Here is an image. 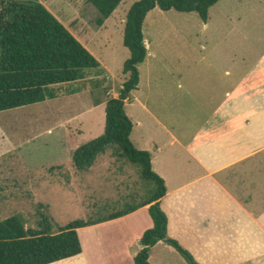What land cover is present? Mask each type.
I'll return each instance as SVG.
<instances>
[{
	"label": "crops",
	"instance_id": "obj_1",
	"mask_svg": "<svg viewBox=\"0 0 264 264\" xmlns=\"http://www.w3.org/2000/svg\"><path fill=\"white\" fill-rule=\"evenodd\" d=\"M37 1L97 60L106 83L111 84L109 62L104 63L91 50L94 38L86 31L90 22L83 28L85 23L79 19L78 27L72 30L65 23L67 18L54 12L52 0ZM263 1L246 0L244 5L262 7ZM231 5V0H218L209 8L203 27L207 28L214 6V18L219 16L223 23H237L235 11L229 10ZM115 12L102 25L95 22L100 32L108 28ZM120 19L116 28L121 30L123 45L125 19ZM74 24V21L69 22L70 26ZM231 32L216 34L211 63L164 66L165 79L153 75L155 70L159 71L158 67L144 66L148 56L156 59V55L143 35L146 58L138 66V84L124 103V112L132 123L130 141L135 149L150 154L151 170L165 187L159 205L167 218V236L187 251L196 264H264V49L257 51L250 44L248 49L237 50L235 44L227 42L231 36H236L234 41L250 38L257 46L264 40V33ZM108 41L105 39L104 47L109 45ZM222 44L225 45L223 50ZM128 54L130 56L129 51ZM248 56L250 62H246ZM200 60L206 58L202 56ZM142 68L144 75H141ZM126 78L123 74L121 85ZM62 85L53 87L54 99L68 92L61 89ZM111 90L108 88L103 98L105 105L107 100L118 96L112 95ZM91 109L83 107L78 114L63 118L57 127L43 129L21 144L14 145L7 137L0 136V158L11 151L20 152L42 136H53L55 132L64 136L57 140L58 153L53 159L31 166L20 158L24 155H18L16 161L3 162L0 167L7 165V177H0V181L11 183L6 188L7 200L13 199V193L20 194V198L28 195V199L48 208L47 203L37 200L34 194L41 190L39 184L50 185L52 178L57 198L65 201V207L74 215L81 217L61 225H47L43 216L41 229L24 227L26 230L53 235L74 221L93 223L76 229L80 254L51 264H135L134 258L142 249L141 236L153 227L149 205H144L148 198L137 204L128 202L132 194L138 199L144 180L141 168L127 165L125 160L118 161L116 157H96L82 170L72 162V154L79 147L75 136L84 130L81 115ZM116 166L119 167L116 169ZM18 167L23 176L13 177L9 183L11 169ZM30 174H37L38 180H29ZM81 183L84 193L79 196L78 184ZM110 183L116 186L111 193L107 191ZM48 185L44 189H48ZM110 198L116 200L110 202ZM106 201L108 203H104ZM120 203L123 206L118 209ZM8 211L0 212L1 221L16 217ZM121 213L123 215L110 219ZM148 262L189 264L163 241L150 249Z\"/></svg>",
	"mask_w": 264,
	"mask_h": 264
},
{
	"label": "trees",
	"instance_id": "obj_2",
	"mask_svg": "<svg viewBox=\"0 0 264 264\" xmlns=\"http://www.w3.org/2000/svg\"><path fill=\"white\" fill-rule=\"evenodd\" d=\"M122 0H85L98 13L96 24L102 25ZM218 0H139L131 5L125 17L123 46L130 53L122 73L127 75L118 96L107 100L104 129L101 136L78 147L72 162L78 170L89 167L109 145L120 148L123 156L139 165L144 179L156 188L144 205L153 227L140 239L142 249L135 264H149L150 249L166 241L189 264L193 258L167 236V218L159 200L165 194L163 181L152 172L150 154L134 148L130 141L132 123L124 112V103L139 81L138 66L146 58L142 25L146 15L155 8L163 12H194L205 23L208 10ZM97 60L70 32L37 0H0V112L54 99L56 85L83 78L84 69H98ZM123 215L117 214L110 219ZM93 224L74 221L50 235L45 231L26 230L21 219L0 220V264H51L81 253L76 229ZM188 258V259H187Z\"/></svg>",
	"mask_w": 264,
	"mask_h": 264
},
{
	"label": "rangeland",
	"instance_id": "obj_3",
	"mask_svg": "<svg viewBox=\"0 0 264 264\" xmlns=\"http://www.w3.org/2000/svg\"><path fill=\"white\" fill-rule=\"evenodd\" d=\"M139 0H123V2L116 9V14L110 20L108 28L102 32L98 30L95 22L98 18V13L90 4H87L85 0H52L53 10L61 17L67 18L65 20L72 30L78 27L79 19L83 21V28L90 22L88 33L93 36L91 50L92 52L104 63L109 62V75L111 76V84L106 83L107 79L104 73L99 69H84L83 78L77 80L74 83L63 84L61 87L64 92L62 98L48 99L43 102L35 103L28 106H23L7 111L0 112V136L7 137L15 145L24 143L26 140H30L37 132L48 127H57L59 122L63 118L69 115L78 114L83 110V107H92L91 110L84 111L81 115L80 121L83 123V133L76 135L74 141L81 145H84L91 140L99 137L103 133L104 128V109L103 98L105 97L108 88L112 89L110 92L112 95L118 94L121 88V82L123 81L122 68L124 62L127 60L129 54L126 48L122 45V33L121 30L116 28L117 23L120 24V18L125 19L126 13L132 4ZM246 0H231L230 11H235V15L238 17L237 23H223L221 17H215V6L210 10V22L207 28L203 27V22L197 16L196 13H179L174 10L163 12L158 8L152 10L146 17L143 24V35L151 43L152 48L155 50L156 59L148 56L145 61V65H154L158 67L159 71H154L153 75L166 78V72L164 66H171L177 64H195V63H211L213 47L216 46V34L228 33H248V35L256 33H264V1L262 7H246ZM75 16V20L72 18ZM69 19V20H68ZM74 21V26H70L69 22ZM114 21V24H111ZM232 28H235L232 29ZM88 29V28H87ZM105 39H109V45L104 47ZM237 37L231 36L227 42H231L236 45L237 50L248 49L250 47L257 51L264 49V40L260 41L257 46H254L256 41L249 38V41L236 40ZM224 44L221 45L222 50ZM255 53L252 55L255 58ZM206 58L205 61H201V57ZM239 59V57H238ZM250 62V57H247V61ZM143 66V67H144ZM142 68L141 75H144ZM161 70V71H160ZM109 76V77H110ZM106 83L107 86H104ZM104 86V87H103ZM75 90V91H74ZM81 109V110H80ZM130 110V108H128ZM69 124L71 121L68 122ZM61 132H55L53 136L40 137L36 142L28 144L22 148L20 152L11 151L6 156L0 158V165L5 161H16L18 155H24L20 157L24 163L33 166L38 162H42L46 159H53L58 153L59 138L63 139L64 136ZM61 136V137H60ZM106 150V151H105ZM104 155H98V159L116 157V160H125L127 165H132L140 169L139 165L128 163L127 159L123 156L122 151L118 146L109 145L105 149ZM21 152H23L21 154ZM20 159V160H21ZM6 164L0 167V177L6 178L7 171ZM119 166H116V169ZM123 169V167L121 168ZM21 169L12 168V175L10 176L9 183L13 177L23 176L19 171ZM29 180L36 182L39 178L37 174H30ZM6 181V182H7ZM50 185L48 189H44L42 185L41 190L37 191L34 196L40 202L47 203L48 208L39 204L38 201L28 199V195H24L20 198L17 194L13 193V199L7 200L6 193L10 184L0 181V212L8 210L12 214H15L17 218H23L21 222L25 228L41 229L43 224V216H45L47 225L64 224V222L80 219L78 215H74L69 211L65 205V201H61L57 198L54 191L56 183H53V179L49 180ZM80 188L79 196L84 193V184H78ZM108 192H114L116 186L112 183L107 187ZM156 185L153 181L144 179L141 181V188L138 199L135 195H131L129 203L137 204L147 200L154 193ZM115 194V193H114ZM112 197V196H111ZM5 198V199H4ZM115 198H110L108 201L114 202ZM108 201L104 203H108ZM79 202V201H78ZM11 203V204H10ZM10 205V206H9ZM123 204H119L117 207L121 209ZM110 209L107 208L106 211Z\"/></svg>",
	"mask_w": 264,
	"mask_h": 264
},
{
	"label": "water",
	"instance_id": "obj_4",
	"mask_svg": "<svg viewBox=\"0 0 264 264\" xmlns=\"http://www.w3.org/2000/svg\"><path fill=\"white\" fill-rule=\"evenodd\" d=\"M163 242H165V243H166V241H164V240H163ZM187 259H188V258H187Z\"/></svg>",
	"mask_w": 264,
	"mask_h": 264
}]
</instances>
